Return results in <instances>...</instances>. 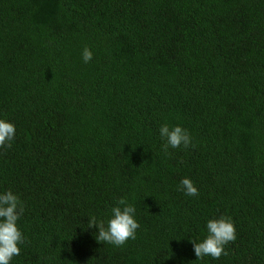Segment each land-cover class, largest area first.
I'll return each mask as SVG.
<instances>
[{"label": "trees", "instance_id": "trees-1", "mask_svg": "<svg viewBox=\"0 0 264 264\" xmlns=\"http://www.w3.org/2000/svg\"><path fill=\"white\" fill-rule=\"evenodd\" d=\"M0 119L10 264H264V0H0ZM165 123L194 146L163 151ZM120 198L140 227L117 247L87 224ZM220 217L237 238L199 260Z\"/></svg>", "mask_w": 264, "mask_h": 264}, {"label": "clouds", "instance_id": "clouds-1", "mask_svg": "<svg viewBox=\"0 0 264 264\" xmlns=\"http://www.w3.org/2000/svg\"><path fill=\"white\" fill-rule=\"evenodd\" d=\"M85 63L93 58L92 51L85 47L82 53ZM16 128L13 123L0 119V148L11 147L15 138ZM159 134L163 144V151L169 148L177 149L183 146L187 149L194 146L190 132L182 126L170 127L167 123L161 125ZM180 190L188 196H197L198 189L190 178L180 181ZM123 206V207H121ZM111 217L105 222L91 216L87 228H98L95 238L99 242H106L117 247L123 246L130 239L136 238V231L140 227L134 217L135 207L127 203L126 198H120L116 206L111 208ZM25 212V204L12 190L0 193V264H10L15 256L21 253L20 245L25 243L18 221ZM208 235L202 242L190 240L193 250L199 260L205 257L219 259L228 255L225 246L236 240V227L230 217H220L207 222ZM70 250V249H69Z\"/></svg>", "mask_w": 264, "mask_h": 264}]
</instances>
